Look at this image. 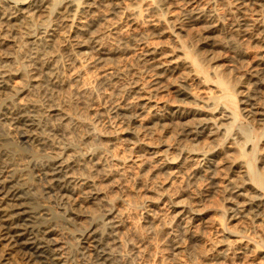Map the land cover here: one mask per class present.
I'll use <instances>...</instances> for the list:
<instances>
[{
	"label": "rangeland",
	"instance_id": "374dc122",
	"mask_svg": "<svg viewBox=\"0 0 264 264\" xmlns=\"http://www.w3.org/2000/svg\"><path fill=\"white\" fill-rule=\"evenodd\" d=\"M66 1L68 0L51 1L56 5L54 10L45 12L40 17L36 16L38 19L33 18L26 28L20 29L19 21L15 24L17 26H5L8 37L0 43V70L3 69L8 77H11L8 80L9 87L3 90L5 93L0 91V155L3 154L5 168H18L23 175L30 177V189L36 194L40 209L46 215L47 225L52 231L50 233L54 244L57 245L55 246L62 264H91L81 239L88 229L95 228L97 223V228L103 227L104 222L108 221L107 218L111 221L120 219L119 223L122 222L121 231L119 230L122 243L112 245L110 260L109 263L106 261V264H264V214L258 213L255 206L253 208L252 204H249L250 200L264 201V188L254 180L252 173L264 175V117L257 114V111L264 110V73L257 75L263 82L258 85L256 78L252 80L250 76L257 63L260 66L264 62V0L261 5H241L239 0H199L196 4L205 8L202 19L193 24H183L180 29L164 21L159 25L160 29L165 30L161 29L160 35H151V27L147 24V18L158 15L161 12L159 10L152 12L141 7L135 19H132L127 16L126 10L119 9L120 12L110 13L105 18L98 19L99 24H96L100 28L118 23L113 32L122 40L116 43L117 48L113 54L105 55L106 63L115 65L121 61L126 70L116 79L118 83L122 81L123 85H127L128 82L139 78L136 69L140 63H137L135 55V44L139 40L159 42L162 59H172L171 62L175 63L172 64L174 68L161 78L165 90L161 92L162 96L158 95V105H161L165 115L162 117L161 111L158 112L154 103L150 102L143 108L145 111L138 117L140 120L133 118L128 111L124 112L128 118H119L110 108L106 94L107 85L94 81L92 89L87 91V99L83 102L82 98H79L73 104L70 114L63 115L64 119L49 112L47 94H50V88L46 79L48 69L40 68V61L37 63L36 59L60 65L61 70L65 72L63 64L66 57L60 53L59 48L66 40L58 36L64 30L58 22L61 9L70 3L86 6L93 0ZM176 9L173 8V12ZM240 17L247 20L240 21ZM239 22L245 23L241 25L242 30L257 37L250 39V36H244V39H238L244 47L246 46L247 52L243 55H238L220 44L231 33L241 29L238 27ZM55 28L58 30H53ZM48 29L58 32H55L58 38H55V44L45 47L38 36L41 31ZM180 50L182 53L187 51L195 61L187 60L183 64L179 59L183 55ZM34 74L37 83L27 80ZM219 79L230 85L229 101H216L207 97L214 91L221 94V87L217 84ZM12 85L21 87L17 92L9 89L11 93L7 89L13 87ZM178 87L188 89L191 95L187 96V99H174L173 90ZM29 96L35 101L30 100ZM23 100L35 105L38 121L32 134L33 139L27 141H23L26 138L21 136L18 128L15 129L9 123L6 115L20 101L25 102ZM142 100L139 97L134 99L136 103H141ZM245 100L254 102L256 112L253 115L245 116L246 111L252 109L246 105ZM134 108L136 109L133 107L132 112ZM245 109L247 110L244 111ZM221 110L231 114L229 118L221 119L219 124L216 121H220V118L216 116H219ZM195 126L198 127L194 128ZM186 128L195 131V134H190ZM6 152L5 155L10 156H5ZM158 152L162 154V160H170L172 165L166 169L159 167V162H156ZM186 156L203 158L204 160L200 161H205L207 165L210 162L208 160L215 159L216 166L211 165L208 169L203 166L205 171L199 169L183 173L178 178L171 177L170 171ZM52 158L67 159L66 162L69 160L67 163L70 172L73 171L74 179L76 177L75 181H88L93 191L101 186L100 189L107 191L106 194L104 192L103 195L99 190L100 193L93 196L97 197L85 201V206L81 208L84 212L74 204L75 199L80 198V192V195L76 192L71 196L75 198L61 199V202L60 198L48 189L44 174L45 163ZM138 161L141 162L140 165ZM161 183L165 189L161 188ZM168 191L175 192L171 195L178 200V203L173 201L180 207H173L174 202L164 194L157 204L149 203V200L160 196V192L170 195ZM72 199L74 201L70 203ZM86 205L88 209L93 210V214L85 212ZM196 205L206 207V216L203 221H198L193 226L195 215L192 208ZM172 209H175V212L181 210L182 214L179 217H171ZM81 213L85 214V217ZM131 222L138 232L128 231L127 225ZM232 229L235 233L230 232ZM142 235L146 239L144 243L139 241ZM224 243L228 245L223 246ZM134 244L139 245L142 254L135 255ZM9 261L11 264H24L14 257H9Z\"/></svg>",
	"mask_w": 264,
	"mask_h": 264
},
{
	"label": "bare ground",
	"instance_id": "6f19581e",
	"mask_svg": "<svg viewBox=\"0 0 264 264\" xmlns=\"http://www.w3.org/2000/svg\"><path fill=\"white\" fill-rule=\"evenodd\" d=\"M51 1H53V0H50V1H47V0H28L27 2H25V0L24 1L23 0H0V43L4 42V40H6V38L8 37L7 33L5 32L7 29L6 30L4 29L5 26L6 27H8V25L13 26L19 21L18 27L20 29L26 28V26H28L27 24L29 22H31L33 18L35 19L36 16L40 17L41 15L45 14V12H52L54 10L56 5L54 3H52ZM68 1H66V3ZM198 1L199 0H93L92 2L88 1L91 3L86 4V6L83 5L84 7L81 6L80 4L79 5H73V3L67 4L65 6V8L61 9V14H60L61 16H59L60 21H58L64 29V30L61 29L63 31L60 34H58V36L63 37L66 40L65 44H63L62 47L59 48L60 53H62L66 57V61L64 60L65 62L63 64V65H65V68H64L65 72H63L61 70V68L59 67L60 65L58 66L56 64L49 63L48 60H42V59L39 60L38 58H37L38 60L36 59L37 63L40 61L39 62L40 68L46 67L48 69L46 79L48 81V85L50 88V94H47L48 92H46V94L49 95L48 96V98H49L48 110H49V112H52L51 115H56V117L58 116L59 118L64 119L63 115L70 114V112H71L70 110H71V108H73V104L76 103L79 98L80 99L82 98L81 100H83V102H84V100L87 99V97H88L87 91L91 88L92 82L94 81V82H97V84L99 83L100 85H105V86L107 85L108 91L106 92V94L109 97L108 100L110 101V104H109L110 108L113 110V112L117 116L119 115V118H122V120H123V118L126 117L124 112H127V111L129 113H131L133 118L140 120V118H138V117L139 116L141 117V115H140L141 112L145 111V109H143V108L147 107V105L150 102L154 103V108H157L159 110L158 112L161 111L160 115H162V117H163L165 115L164 110L162 107H160L161 105L160 106L158 105V103H159L158 95H161L162 94L161 92H164L163 90H165L163 88L164 85L161 82V78H163L169 71L172 70V68H174V67H172L173 66L172 64L174 62H171L172 59H170V60L169 59L168 60L162 59L163 53L160 50L159 42H155L154 40H145V39L139 40L135 44V47L137 45L136 54H135L136 59L138 61L137 63H140L139 68L137 67L138 69H136L137 70V76L139 78L136 80L128 82L127 85H123L122 81L120 83H118L117 82L118 80L116 81V79L119 78L120 75H123L126 72V70L123 67V65L120 63L121 61L118 62L117 64L115 63V65H111L109 63H106L107 60H106V56H105V55H108L109 53L113 54L117 48L116 43L121 42L120 40H122V39H120V37H116L117 34L114 35L115 31L113 29L116 28V24L118 25V23L117 22L111 23V24L107 25L106 28H100L98 26V24H99L98 19L105 18L108 14H110V13L113 14V13L119 11V9H121V10L124 9V11L126 10L127 16L129 18H132V19H135V15L137 14V12L139 11V8H141V7H144L145 9L150 10L152 12L159 10L161 12L158 15H156L154 17H150L149 19L147 18V20H148L147 24H149L151 27V32H150L151 35L156 34V33H157V35L158 34L160 35L162 33L161 29L164 30V28L160 29L159 25H160V23H163L164 21L171 23L172 26H175L174 28L180 29L183 24H188V25H189V23L193 24L194 22H197L200 19H202L203 14L205 13L204 12L205 8L202 5L201 6H199V4L197 5L196 2H198ZM239 1H240L241 5L250 4V3H255L256 5L257 4L261 5L262 0H239ZM262 5H263V3H262ZM69 7H71L70 10L68 9ZM173 8H177L175 12H173V10H172ZM242 10H244V8ZM238 11H240V10H238ZM59 13H60V11H59ZM118 14H120V13H118ZM166 14L168 15V17H164ZM242 14H243V12H242ZM244 16H245V14H244ZM243 17L242 18L240 17L241 18L240 21L244 19ZM36 18L38 19V17H36ZM37 19H36V21H37ZM116 20H118V19H116ZM245 20H247V19H244L243 21L245 22ZM249 21H251V20H249ZM249 21H247V22L249 23ZM244 22H239L238 27L240 28L241 25H244L245 24ZM262 22H264V21H262ZM96 23H98V24H96ZM252 23H254V22H252ZM104 25H106V24H103V26ZM15 26H17V25H15ZM172 26H171V28H172ZM56 29L57 28H55L53 30H56ZM13 30H14V28H13ZM49 30L51 31V29H48V31H46V30L41 31L40 35L38 36V38L42 39V41L44 42L43 44L45 45V47L51 45L52 43L55 44V42H56L55 40H57L55 38H58V37H56L57 35H55L56 31L55 32H53V31L49 32ZM23 31H24V29H23ZM7 32L9 33V30ZM111 32H112V34H110ZM175 32L176 31H174V33ZM56 33H58V32H56ZM248 33L245 32L244 29L242 30V27H241V29H237V31L231 33L229 35V37L227 36L228 38L222 40L220 44H222L225 47H228L229 49H231L234 53H236L238 55H243L247 52V50L245 49L246 46L244 47L241 44V42L239 41L240 40L239 38L243 37V39H244V36H246V37L250 36V39L257 38L255 35H253V36L248 35ZM36 42L39 43L38 41H36ZM37 43H36V45H37ZM119 44L121 45V43H119ZM55 47H56V45H55ZM118 49L120 50V48H118ZM181 51L182 50H180V52ZM182 54L183 55L179 59L181 62H183V64H184V62L186 63L187 60H190L191 62L195 61L193 59V57L189 56L190 54L188 55L187 51L183 52ZM110 55H108V56H110ZM177 58H178V56H177ZM3 61L4 60H2V63H3ZM4 63L6 65H8L7 61H5ZM263 63H261V65H260L261 67L258 66V63L256 65V66H258V68L260 67L259 69L262 70L261 72L258 68L256 69L255 68L256 66H255L253 73L250 74V76L252 77L251 78L252 80L254 78H256L257 81H255V80L254 81L256 82L257 85L260 83H263L262 80L260 78H258L259 76H257L259 73H262V72L264 73ZM200 69H202V68H200ZM202 70H204V69H202ZM258 70H259V72L257 73ZM34 75H30V77H28L27 80L37 83L38 81H36V74H34ZM37 76H38V74H37ZM249 77H248V79H250ZM9 78L11 79V77H8V74L6 72H4L3 69H1L0 70V91L1 92H4L3 90H6V88L9 87V85H8ZM139 79H140V81H139ZM217 84L219 87H221V89H220V91L222 90L221 94H217V91H216V93L214 91V93L210 94L209 96H207V95L206 96L208 98H212L216 101H219V100L229 101L230 100V97H229L230 96V93H229L230 92V85L226 84L225 82H223L220 79L217 80ZM250 85H251V81H250ZM20 87H21L20 85H16V86L8 88L7 91L17 92ZM184 87H186V86L184 85ZM255 87H257V86H255ZM96 89H97V87H96ZM251 89H252V87H251ZM253 89H255V88H253ZM31 91H33V90H31ZM173 91H174V95H173L174 99H175V97L177 99H182V98L185 99L187 96L191 95V93H189L190 91H188V89H185V88H179L178 87V88L174 89ZM192 95H193V93H192ZM29 97H27V98H29ZM138 97H139V99H143L141 103H136L134 101V99H136ZM140 97H142V98H140ZM30 98H31L30 100L33 99L32 97H30ZM194 98H195V96H194ZM24 99L26 100V98H24ZM191 99H193V98H191ZM25 100H23V101H25ZM27 100H29V99H27ZM33 101H35V100L33 99ZM244 102H247V101L245 100ZM246 105L251 106L252 109H249L248 111H246L248 108L245 109L244 111L247 112L245 114V116L246 115L249 116L251 114L253 115V113L256 112V111H254V105H255L254 102L253 103L247 102ZM8 107H10V106H8ZM133 107H136V109L134 108V110H133L134 112L131 111V109H133ZM37 108H38V106H37ZM36 110H38V109H36ZM226 111H228V110H226ZM263 111L262 110L257 111L258 112L257 114L264 117ZM228 112L226 113L224 110L223 111L221 110L220 114H218L219 116H216V117L220 118V121H216V123L220 124L221 119H225L227 117L229 118L231 113L229 114ZM6 115H7L9 123L12 126H14V128L15 127L18 128L21 132V136H23V138H26L23 141L33 139L32 134L35 132L34 131V129L36 128L35 126H37V124H38L37 123L38 122L37 117L35 114V105L33 103H29L27 101L21 103V101H20V103L13 106L9 110L8 114L6 113ZM37 116H38V113H37ZM128 117H126V118H128ZM234 117H235V115H234ZM66 125H67V123H66ZM199 125H201V123ZM198 126H195L194 128H196ZM72 127H73V124H72ZM109 127H111V126H109ZM64 128H66V126ZM67 129H62V130L66 131ZM186 130H188V128H186ZM188 131H190V134L191 133L193 134V132L195 134V131H192L190 129ZM64 134H66V133H64ZM30 136H31V138H30ZM4 138H6V137H4ZM9 138L10 137H8V139ZM114 138H116V137H114ZM0 141H2V140H0ZM11 148L13 149V147H11ZM3 152H4V150H3ZM7 152H9V151H7ZM7 152L4 153V155L7 154ZM1 154H2V152H1ZM8 155H5V156H8ZM160 155H162V154H160V153L157 154L158 157L156 155H154L155 157H157L156 162H159V165H160L159 167H162V169L163 168L166 169L169 167L170 164L172 165V163H173L172 161L167 160V159L162 160L161 159L162 157ZM192 155H195V154H192ZM15 156H17V155H15ZM57 156H58V154H57ZM65 158H67V157H65ZM202 159L203 158H198L195 156H186L179 164L177 163L178 165H176L175 169L171 170L172 172L170 171L171 177L178 178L183 173L193 172V171H196L199 169L202 171H205L206 169L204 170L203 166L207 167V169L210 168L211 165H214V167L216 166V164L214 163V162H216L215 159H213L212 161L208 160V161H210L208 163V165L206 164L205 161L201 162L200 160H202ZM205 159H207V158H205ZM66 160L65 159H59V158H57V159L52 158V159H49L47 161L45 160L46 163H45V168H44V174L46 175V179L48 182V184H47L48 189L54 195L59 197L60 201H61V199L62 200H68L69 197L73 196V194H75L76 192H78L77 194L80 195L79 194V192H80L81 196L79 199H75L76 201L74 202V204L77 206L78 209L80 208V210H81V208H83L85 206V201H87L89 198L97 197V196L93 197L94 194L97 195L98 193H100V191L102 192V194L104 192L106 194L107 191L103 192V190H102L103 188L100 189L101 186H99V189H97L96 191H93L94 189L92 190L90 188V185H88V183H87L88 181L85 182V183H87V185L84 182L75 181L76 177L74 179V176H73L74 174H72L73 171L70 172V170H69V164L67 163V162H69V160L67 162H66ZM133 161L136 162V164H137V161H135L134 158H133ZM4 162H5V160H4L3 154H2V155H0V264H11L10 263L11 258L9 261V257L18 258L24 264H62V262L58 256L59 254L57 253V248H56L57 245L54 244V242H53L54 240H53L51 233H50L52 231L48 228V225H47L46 215H44V213L40 209V205H39V202L37 200L36 194L34 192H32L30 189L31 188L29 185L30 184L29 183L30 177H26L25 175H23L21 173L20 169H18V168L9 169L10 166L5 168ZM143 162H144V160H143ZM140 163L141 162H139L138 164L140 165ZM98 164H99V162H98ZM146 164L147 163L145 162V165ZM148 165H149V162H148ZM98 167H100V166H98ZM159 167H157V168H159ZM6 169H8V170H6ZM153 170H155V169H153ZM252 173H253L254 180H256L264 188V175L257 174L255 172H252ZM135 174H137V173H135ZM89 184H91V183H89ZM160 186H161V188H164L163 183H161ZM240 187H242V186H240ZM240 187L237 188V191L240 189ZM96 188H98V187H96ZM168 188H169V186H168ZM151 189H152V187H151ZM234 192H236V191H234ZM168 193L170 195H167V192L166 193L160 192V196H157V197L149 200L150 201L149 203L150 204H157L159 202L160 197L163 194H164V196L168 197L172 201L176 200V199H174V196H173L175 192H172L173 195H171L172 193L169 191H168ZM71 198H75V196L71 197ZM91 200H93V199H91ZM73 201L74 200L72 199V202H70V203H73ZM177 201L178 200H176V203H178ZM95 202H96V200H95ZM92 203H94V202H92ZM249 204H252L253 208L255 206L256 211H258V213L261 212L262 214H264V201L263 200L262 201H256V202L254 200L253 201L250 200ZM173 207H180V205H177L174 202ZM78 209H77V211H78ZM147 209H150V208H147ZM192 209H194L193 211H194L195 216H194L193 221L192 220L191 221H192V225L194 226V223L196 224V223H198V221H203V219L205 218L206 207L196 205V206H193ZM109 211H111V210H109ZM175 211H176L175 209L174 210L172 209L171 213H173V215L170 214L171 217L172 216L174 217L175 215L177 217H179L182 214L181 210L177 211V212H175ZM83 212H84V210H83ZM85 212H87L89 215L93 214L92 213L93 210L91 211L90 209H88V205H86V207H85ZM147 212H148V210H147ZM74 214H76V213H74ZM81 214H83V213H81ZM48 215H49V212H48ZM83 216L85 217V214H83ZM109 216H110V214H109ZM70 217H72V216H70ZM105 218H107V217L105 216ZM107 219H108V221L104 222L103 227L97 228L98 227L97 225L99 223H97V225L95 224L96 227L92 228L90 230L88 229V231L84 235L83 239H81L82 240L81 242L84 244L83 248H85V251L88 252V257L90 258L91 264H106V261L108 262V260H110V256H111V252H112L111 251L112 245L114 243L117 244L118 242H120L121 234L119 237V233H121L120 232L121 231L120 230L121 229L120 224L122 222L119 223L120 219H118V220L112 219V221H111V219L109 220V218H107ZM100 223H101V221H100ZM132 223L133 222L128 223V225H129V226L127 225L128 231H130L132 233L138 232V231H136V226L133 225ZM189 225H190V223H189ZM188 226H187V228H188ZM185 227H186V225L184 226V228ZM137 229H139V228H137ZM233 230L234 229L230 230V232L233 233L234 232ZM84 232H86V231H84ZM139 241L141 243H144L146 241V239L142 235V237H140ZM220 242H222V241L220 240ZM120 243H122V242H120ZM224 245H228V244L224 243L223 246ZM133 247H134L135 255L142 254V253H140L141 251L139 249V245L134 244ZM235 253L237 254L238 252H235ZM236 256H238V255H236Z\"/></svg>",
	"mask_w": 264,
	"mask_h": 264
}]
</instances>
